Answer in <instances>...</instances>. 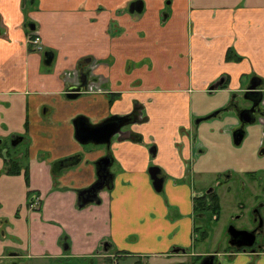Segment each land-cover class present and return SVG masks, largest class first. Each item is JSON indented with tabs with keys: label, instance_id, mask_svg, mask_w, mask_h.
<instances>
[{
	"label": "crops",
	"instance_id": "crops-1",
	"mask_svg": "<svg viewBox=\"0 0 264 264\" xmlns=\"http://www.w3.org/2000/svg\"><path fill=\"white\" fill-rule=\"evenodd\" d=\"M134 1L0 0V150L22 138L18 175L0 155V264L184 262L170 252L195 247L194 194L222 174L264 176V96L241 148L235 112L195 123L231 100L248 107L239 99L254 78L264 92V0H140L143 12L130 14ZM35 35L41 52L29 47ZM82 69L88 87L69 99ZM133 106L142 121L109 147L77 140V118L95 127ZM106 156L111 186L80 207ZM35 197L39 208L27 205ZM226 253L217 264H264V246Z\"/></svg>",
	"mask_w": 264,
	"mask_h": 264
},
{
	"label": "water",
	"instance_id": "water-1",
	"mask_svg": "<svg viewBox=\"0 0 264 264\" xmlns=\"http://www.w3.org/2000/svg\"><path fill=\"white\" fill-rule=\"evenodd\" d=\"M128 11L130 14H141L143 12V2L140 0L132 2L129 7ZM31 30H34V26L31 25ZM44 57V65L49 67L53 60V54L50 51H47L43 54ZM89 75L90 72H84L83 69L79 72V83L77 86L70 88L67 93L66 97L69 99L77 98L81 93H83L89 84ZM254 80V79H253ZM251 80L248 89L246 90L243 99L248 101L251 104L249 109H240L235 111L237 114V118L240 122L239 130L233 132V143L235 146H239L243 140L244 136V128L245 126L252 125L257 120L258 115V106L263 100L262 92H256L257 87L260 85V82H255ZM221 85V82L211 86L209 90H216L218 86ZM219 112L214 113L212 116H207L202 119L196 120V124L200 123L201 121H206L211 118L216 117ZM133 120L136 123H140L141 119V110H135L133 114ZM262 116V115H261ZM128 116L124 117H112L108 121L103 122L98 126H86L87 124L84 123V120H76L74 122L75 132L77 140L81 144H88V143H95L98 145H106L109 147L110 141L113 136H123L126 135L122 129L127 125L131 124L130 119ZM22 141V138H17L10 142L12 147L17 146ZM151 153L152 150H150ZM111 163L110 158L106 157L98 163L99 170H98V178L100 182L96 184L94 187H91L87 190H83L79 193V196L82 198L81 207L85 204L92 202L96 197L97 190L102 188L105 181L108 180L111 183L112 176L108 173L107 167ZM149 174L151 180L153 181V187L157 192H160L163 185V177H160L159 169L153 167L149 170ZM102 181V182H101ZM228 235L230 237V243L237 248H250L255 243V235L253 232H248L245 230H236L233 226H230L227 230ZM179 250H174L177 253ZM183 253L184 250H181ZM215 254H211L205 257L199 264H214Z\"/></svg>",
	"mask_w": 264,
	"mask_h": 264
},
{
	"label": "rangeland",
	"instance_id": "rangeland-1",
	"mask_svg": "<svg viewBox=\"0 0 264 264\" xmlns=\"http://www.w3.org/2000/svg\"><path fill=\"white\" fill-rule=\"evenodd\" d=\"M239 102L246 103L242 98L239 99ZM242 144L236 148H241L243 146ZM261 150H264V147L259 151ZM223 175L225 174L219 175L218 177L220 178ZM262 177V182H257L255 179H252V177H244V175L233 173L230 180H219L218 183H220V185L215 188L216 193L220 195L219 218L215 221V216H212L209 212H204V217L197 219L196 227L198 228V231L194 252L196 255L202 251L208 253L211 252L212 254L217 255L215 257L218 262V254L223 253L224 251L228 252V241L225 236V231L228 226L233 225L238 230H246L251 227L252 213L254 212L257 203L264 199V176ZM256 178L259 179L260 176H257ZM216 181L213 182V185L207 186L208 188H204L203 191L205 192L212 188ZM261 214L263 230L257 237L258 244L261 242L264 243V207L261 210ZM203 232H207L208 237L201 241L200 236ZM187 259L190 260L189 264L196 263V259L191 256H187L186 261ZM119 264H138V262L128 259L126 262L119 260ZM143 264L146 263L143 262Z\"/></svg>",
	"mask_w": 264,
	"mask_h": 264
},
{
	"label": "flooded vegetation",
	"instance_id": "flooded-vegetation-1",
	"mask_svg": "<svg viewBox=\"0 0 264 264\" xmlns=\"http://www.w3.org/2000/svg\"><path fill=\"white\" fill-rule=\"evenodd\" d=\"M84 72H86V71H88V70H83ZM253 81H255V82H257L255 79L253 80ZM258 82H260V81H258ZM214 86V85H213ZM219 87V86H218ZM256 92H262V94H263V96H264V92L263 91H257V89H256ZM244 94H245V92H244ZM244 94L242 95V99H243V96H244ZM262 102H263V100H262ZM261 102V103H262ZM260 103V104H261ZM234 104H235V107L233 108V109H231L230 111H233V112H235V111H237V110H240V109H249L250 107H251V104L248 102V107H246V108H242V107H240L236 102H234ZM135 110H141L140 108H136V106H133V109H132V111H131V113L130 114H128V115H125V116H128L129 118L128 119H130V122L131 123H134V122H136L135 120H133V114H134V111ZM227 112V111H226ZM258 112H259V108H258ZM214 113H216V112H213L211 115H209V116H212ZM237 113V112H236ZM219 115V113L216 115V116H218ZM258 116V115H257ZM118 117H124V116H117V117H115V118H118ZM262 119V118H261ZM240 127V126H239ZM245 129V128H244ZM239 129L237 128L235 131L237 132ZM234 131V132H235ZM244 137V136H243ZM15 139H17V138H14V139H12L10 142H12L13 140H15ZM20 144V143H19ZM19 144L17 145V146H15V147H12L11 146V144H10V146H8L7 148H4V150H3V153H5V152H7L9 149H11L10 150V153L11 152H15L17 149H18V147H19ZM260 154H264V150H261L260 151ZM107 157V156H106ZM106 157H104V158H106ZM103 158V159H104ZM108 158H111L110 156H108ZM252 174H254L253 175V177H252V179H255L257 182H262V179H263V172H254V173H252ZM18 175V174H17ZM232 175L233 174H229V173H226L225 175H223L222 177H218L217 178V181L214 183V186L212 187V188H210V189H208V190H206L205 192L202 190V192H198V193H195L194 194V196H193V199H194V201L196 200V199H202V201H204L206 204H208V201L211 199V196L213 195V194H215L216 196H217V198H218V201H219V205H220V195L218 194V193H216V189L215 188H217L219 185H220V183H218L219 182V180H223V181H228V180H230L231 179V177H232ZM257 176H260V178L259 179H257L256 177ZM161 177V176H160ZM99 179V178H98ZM100 182V180L99 181H97L95 184H93V186H91V187H94L96 184H98ZM102 182V181H101ZM106 186H108V185H110L111 186V183H109L108 182V180L107 181H105V183H104ZM213 185V184H212ZM90 187V188H91ZM89 189V188H88ZM87 190V189H86ZM103 190V189H102ZM98 192H99V190H97V194H98ZM80 193V192H79ZM79 195V194H78ZM263 201H260V202H258L257 203V205H256V207H255V210H254V212L252 213V218H251V227L249 228V229H246L245 231H248V232H253L254 233V235H255V243H254V245L252 246V247H250V248H237L236 246H233L231 243H230V237H229V235H228V232H227V230H228V228L230 227V226H233V225H229L228 226V228L226 229V231H225V236H226V239H227V249H228V253H226V255L225 256H227V257H229V258H232L233 256H234V253H237V252H252V253H255V252H257V251H259L264 245H263V242H261L260 244H258L257 243V237L262 233V230H263V227H262V224H263V222H262V214H261V210H262V208L264 207V199H262ZM32 201H33V199H32ZM31 201V202H32ZM78 201H80V202H82V198L79 196V200ZM33 203H34V206H32L33 204H31V203H28L27 205L28 206H30V207H33V208H36V207H38L39 208V206H40V198L39 197H35V199H34V201H33ZM81 207V206H80ZM204 212L205 211H201V212H197L196 214H195V219H196V221H197V219L198 218H200V217H204ZM219 218V217H218ZM214 220L215 221H217L218 219H216V216H215V218H214ZM196 221H195V225H196ZM234 227V226H233ZM235 228V227H234ZM196 229H198L197 227H196ZM236 229V228H235ZM236 230H238V229H236ZM195 233H197V232H195ZM206 236H200V240L201 241H203V240H205L207 237H208V234H207V232H203ZM107 246H108V244H107V242H105L104 244H102V252H107ZM194 249H189V250H187V249H184V248H172V250H171V254H174V255H176V254H184V255H189L190 256V254L192 253V251H194L195 250V248H196V246L195 247H193ZM174 250H179L177 253H175L174 252ZM181 250H184V252L185 253H183ZM231 251V252H230ZM211 255V254H210ZM207 256H209V255H206V256H203V257H201V259H196L195 258V256L194 255H192L191 257L192 258H195L196 260V263L195 264H199L200 262H201V260H203L205 257H207ZM215 256H217L216 254H215ZM197 257H199V256H197ZM116 259V260H115ZM120 259H119V256L118 255H116V254H114V257H113V259H111V263L109 262V263H106V260L105 259H101V261L100 262H97V264H118V261H119ZM189 259H187V261H184V262H178V263H175V264H189ZM138 262V261H137ZM214 264H217V261H216V257L214 258Z\"/></svg>",
	"mask_w": 264,
	"mask_h": 264
},
{
	"label": "trees",
	"instance_id": "trees-1",
	"mask_svg": "<svg viewBox=\"0 0 264 264\" xmlns=\"http://www.w3.org/2000/svg\"><path fill=\"white\" fill-rule=\"evenodd\" d=\"M31 46V44L29 43V47ZM80 65L79 64V70H80ZM256 81H258V78H254ZM224 85L219 86V88H223ZM235 107L234 101L231 100L230 103L222 110L219 111V113L221 112H226V111H230L231 109H233ZM81 118H77L76 120H80ZM75 120V121H76ZM83 120V119H82ZM74 121V122H75ZM9 149L7 152L3 153V150H0V155L4 158L5 160V172L7 175H17L20 173L21 171V165L18 162V159L13 158L12 152L10 153ZM194 206H195V212H201V211H205V212H209L210 214H212V216H216V219H218L219 214H220V205H219V201L218 198L215 194H213L211 196V199L208 201V204H206L204 201H202V199H196L194 201ZM198 229L195 228V232H197ZM201 236H206L204 233L201 234Z\"/></svg>",
	"mask_w": 264,
	"mask_h": 264
},
{
	"label": "built area",
	"instance_id": "built-area-1",
	"mask_svg": "<svg viewBox=\"0 0 264 264\" xmlns=\"http://www.w3.org/2000/svg\"><path fill=\"white\" fill-rule=\"evenodd\" d=\"M36 51H42V48L38 44V38L36 35L29 41Z\"/></svg>",
	"mask_w": 264,
	"mask_h": 264
}]
</instances>
